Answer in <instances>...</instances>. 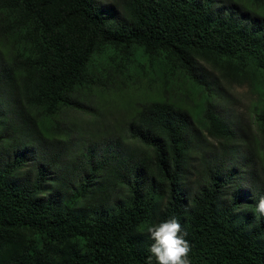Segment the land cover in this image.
Returning <instances> with one entry per match:
<instances>
[{
  "label": "trees",
  "instance_id": "trees-1",
  "mask_svg": "<svg viewBox=\"0 0 264 264\" xmlns=\"http://www.w3.org/2000/svg\"><path fill=\"white\" fill-rule=\"evenodd\" d=\"M143 61L199 111L148 98L97 140L59 121ZM203 64L264 96V0H0V264H146L173 216L192 264H264V105L237 130Z\"/></svg>",
  "mask_w": 264,
  "mask_h": 264
},
{
  "label": "rangeland",
  "instance_id": "rangeland-1",
  "mask_svg": "<svg viewBox=\"0 0 264 264\" xmlns=\"http://www.w3.org/2000/svg\"><path fill=\"white\" fill-rule=\"evenodd\" d=\"M140 64L143 67L135 77L118 75L115 79L113 75L112 79H108L106 86L76 89L73 98L86 111L68 108L59 115V121L71 125L77 134L76 137L97 140L109 136L112 130L116 131L118 124L132 114L130 107L148 98H166L175 103L182 101L192 114L199 111L196 106L197 92L189 85L187 89L186 83L175 81L160 89L159 83L150 80L151 75L146 71L148 63L143 61ZM202 67L203 73L214 85V89L207 90L208 104L213 110L237 130L245 128L250 132L256 131L255 115L264 105L262 92L246 81L226 82L208 65L203 64ZM149 68L154 70V66ZM93 111L103 115V123L92 119L90 113ZM22 234L33 235L32 231L27 230H23Z\"/></svg>",
  "mask_w": 264,
  "mask_h": 264
},
{
  "label": "clouds",
  "instance_id": "clouds-1",
  "mask_svg": "<svg viewBox=\"0 0 264 264\" xmlns=\"http://www.w3.org/2000/svg\"><path fill=\"white\" fill-rule=\"evenodd\" d=\"M255 212L264 216V196L256 200ZM147 233L153 243L150 245L146 264H153V258L155 264H192L189 258L192 248L185 239L187 233L182 230V225L175 216L160 223L149 224Z\"/></svg>",
  "mask_w": 264,
  "mask_h": 264
}]
</instances>
